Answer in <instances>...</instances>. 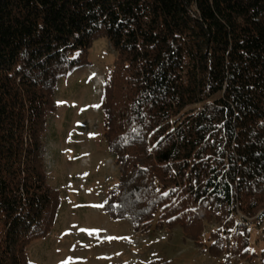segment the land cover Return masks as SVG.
Here are the masks:
<instances>
[{
  "label": "trees",
  "instance_id": "1",
  "mask_svg": "<svg viewBox=\"0 0 264 264\" xmlns=\"http://www.w3.org/2000/svg\"><path fill=\"white\" fill-rule=\"evenodd\" d=\"M100 37L117 52L100 112L120 172L103 210L136 231L179 226L199 246L215 222L211 255L255 259L264 0H0V264H31L55 224L43 137L60 80L91 66Z\"/></svg>",
  "mask_w": 264,
  "mask_h": 264
},
{
  "label": "rangeland",
  "instance_id": "2",
  "mask_svg": "<svg viewBox=\"0 0 264 264\" xmlns=\"http://www.w3.org/2000/svg\"><path fill=\"white\" fill-rule=\"evenodd\" d=\"M116 57L110 41L100 37L90 50L91 66L76 70L58 84V108L49 116L43 137V162L50 186L60 194L61 206L49 235L28 247L30 263L260 264L261 226H251L250 249L257 257L250 261L208 252L211 234L220 228L215 222L206 224L199 246L187 240L179 226L171 231H136L130 217L114 219L103 210L120 176L116 157L104 138V116L99 109L100 81L108 79Z\"/></svg>",
  "mask_w": 264,
  "mask_h": 264
},
{
  "label": "clouds",
  "instance_id": "3",
  "mask_svg": "<svg viewBox=\"0 0 264 264\" xmlns=\"http://www.w3.org/2000/svg\"><path fill=\"white\" fill-rule=\"evenodd\" d=\"M96 76H97V75H96ZM98 76H99V75H98ZM95 78H96V77H95ZM95 78H94V80H95ZM105 84H106L105 79H103V81H100V87L103 88V90H104Z\"/></svg>",
  "mask_w": 264,
  "mask_h": 264
},
{
  "label": "snow or ice",
  "instance_id": "4",
  "mask_svg": "<svg viewBox=\"0 0 264 264\" xmlns=\"http://www.w3.org/2000/svg\"><path fill=\"white\" fill-rule=\"evenodd\" d=\"M81 231H84V229H81ZM109 239H113V238L110 237ZM124 239H129V238H124Z\"/></svg>",
  "mask_w": 264,
  "mask_h": 264
},
{
  "label": "built area",
  "instance_id": "5",
  "mask_svg": "<svg viewBox=\"0 0 264 264\" xmlns=\"http://www.w3.org/2000/svg\"><path fill=\"white\" fill-rule=\"evenodd\" d=\"M99 109H100V107H99ZM87 158V157H86Z\"/></svg>",
  "mask_w": 264,
  "mask_h": 264
}]
</instances>
